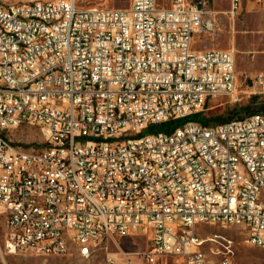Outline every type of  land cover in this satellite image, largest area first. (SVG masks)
Instances as JSON below:
<instances>
[{"label":"built area","instance_id":"obj_1","mask_svg":"<svg viewBox=\"0 0 264 264\" xmlns=\"http://www.w3.org/2000/svg\"><path fill=\"white\" fill-rule=\"evenodd\" d=\"M244 1L264 6L231 0V18ZM216 21L212 0L0 4L2 256L89 258L143 236L149 250L107 253L105 264H232L206 262L202 219L264 248V112L141 135L211 99L242 100L236 50L194 46ZM254 85L264 90V74ZM21 127L42 143L25 142Z\"/></svg>","mask_w":264,"mask_h":264},{"label":"rangeland","instance_id":"obj_2","mask_svg":"<svg viewBox=\"0 0 264 264\" xmlns=\"http://www.w3.org/2000/svg\"><path fill=\"white\" fill-rule=\"evenodd\" d=\"M31 1L49 0H0V4H21ZM132 0H77L79 6L90 8L106 6L110 8H128ZM161 8H170L172 0H157ZM216 11V30L200 33L195 38L196 49L236 50L237 70L242 89V100L231 102L227 98H214L208 101L203 113L207 117L222 116L233 120L242 119L255 113L264 112V93L245 92V76L264 72V6L254 1H244L242 10L232 20L229 11L231 0H212ZM223 124V123H222ZM219 125L212 121L209 126ZM25 142L39 144L42 137L39 129L21 127ZM199 237L204 240L203 250L211 258H231L232 264H264V248L247 244L245 232L238 226L203 224L197 227ZM6 230L0 221V264H105L107 253L120 258L122 252L134 255L151 248L143 236L119 239V243H110L109 249L99 250L89 258L78 255L77 250L61 256H38L31 252L17 255L1 254ZM138 264L137 259H135ZM158 264H183L176 256H165Z\"/></svg>","mask_w":264,"mask_h":264},{"label":"trees","instance_id":"obj_3","mask_svg":"<svg viewBox=\"0 0 264 264\" xmlns=\"http://www.w3.org/2000/svg\"><path fill=\"white\" fill-rule=\"evenodd\" d=\"M232 119L230 118H225L222 116L218 117H207L205 113L200 112L196 114H192L188 117L181 118V119H175V120H169L167 122H164L162 124H152L150 125L144 132L141 133L143 134H153V133H172L174 130H176L178 127L186 124L187 122L193 121V122H198L201 123L204 126H209L212 121H216L219 124L226 123L231 121Z\"/></svg>","mask_w":264,"mask_h":264},{"label":"crops","instance_id":"obj_4","mask_svg":"<svg viewBox=\"0 0 264 264\" xmlns=\"http://www.w3.org/2000/svg\"><path fill=\"white\" fill-rule=\"evenodd\" d=\"M235 18V17H234ZM232 18V20L234 19ZM235 49V48H234ZM236 67H237V61H236ZM237 73H238V70H237ZM260 74H264V72H260V73H257L255 75H252V76H245V85H246V90L245 92H250V91H257L259 93H264V90L261 89V88H256V86L254 85L253 86V80L255 79V77H257L258 75ZM238 77H239V74H238ZM239 85H240V79H239ZM241 89V87H240ZM242 90V89H241ZM161 259V258H160ZM159 262V260H158ZM138 264H139V261H138ZM158 264V263H157Z\"/></svg>","mask_w":264,"mask_h":264},{"label":"bare ground","instance_id":"obj_5","mask_svg":"<svg viewBox=\"0 0 264 264\" xmlns=\"http://www.w3.org/2000/svg\"><path fill=\"white\" fill-rule=\"evenodd\" d=\"M203 224H215L214 221H212L211 219H202L200 220V225ZM246 242H247V236H246ZM259 248H263V247H259ZM77 253L79 256L83 257V250H77ZM206 262L207 263H215V259L211 258L207 253H206Z\"/></svg>","mask_w":264,"mask_h":264}]
</instances>
